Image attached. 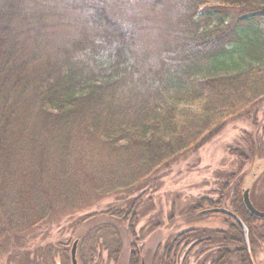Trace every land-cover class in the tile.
I'll return each mask as SVG.
<instances>
[{
    "label": "trees",
    "instance_id": "16d2710c",
    "mask_svg": "<svg viewBox=\"0 0 264 264\" xmlns=\"http://www.w3.org/2000/svg\"><path fill=\"white\" fill-rule=\"evenodd\" d=\"M27 1L0 0V257L7 255L11 264L41 225L60 222L75 208L115 193L124 194L123 205L103 213L126 223L128 264H140L135 210L151 176L184 152L197 151L229 120L248 119L251 107L258 111L263 104L264 29L259 22L264 0H214L215 6L211 0H187L177 42L149 77L141 71L147 61L138 52L136 35L107 17L104 6L121 0H88L95 38L85 40L77 59L53 67L39 64L37 36L30 43L21 36L30 15ZM229 69L235 71L226 73ZM193 103L197 110L187 108ZM253 119L256 124L257 116ZM247 141V151L230 150L243 164L252 162L264 143L252 134ZM231 179L230 204L224 208L245 224L247 238L233 226L239 249H218L211 264L232 253H239L238 264H255L248 245L261 219L243 205L244 179ZM205 201L218 204L202 198L191 212L207 214L200 212ZM95 214L80 215L76 223ZM259 227L264 230V224ZM196 232L166 242L162 264H176L181 241ZM220 233H215L219 241ZM201 235L204 242L212 241ZM88 239L94 236L78 241ZM120 250L121 243L115 251Z\"/></svg>",
    "mask_w": 264,
    "mask_h": 264
},
{
    "label": "rangeland",
    "instance_id": "374dc122",
    "mask_svg": "<svg viewBox=\"0 0 264 264\" xmlns=\"http://www.w3.org/2000/svg\"><path fill=\"white\" fill-rule=\"evenodd\" d=\"M186 2L121 0L108 2L104 6L108 18L136 35L138 52L147 61L141 63L143 77H149L151 69L157 70L165 53L174 48ZM218 4L214 0L209 2L212 6ZM27 9L30 15L22 25L24 33L21 36L25 43L26 40L30 43L37 36L42 46L39 64L53 67L64 59L75 60L81 56L85 40L95 38L88 21V0H28ZM232 17L233 13H230L229 18ZM259 24L264 29V19ZM233 71L235 69H229L226 73ZM187 108L197 110V105L189 104ZM257 109L258 106L251 107L246 117L248 119L229 120L219 133L197 151L184 152L168 169L151 176L135 210L136 239H139L142 254L140 264H162V246L175 235L188 230H196L199 236L204 233L212 241L204 242L206 237L193 236L196 233L183 238L179 247L181 257L176 264H211L218 249H239V235L234 227L240 225L233 218L218 213L198 215L199 211L191 212L190 207L202 198L218 201V204L212 206L205 201L203 210L213 206L229 207L230 191L234 185L230 178L240 176L244 179L241 193L248 189L252 204L264 211V143L257 150L254 160L246 164L241 163L238 156L230 151H247V134L264 141V133H261L264 100L260 110ZM253 115L257 116L256 124ZM240 165L242 167L239 169ZM124 198V194H110L90 207L75 208L73 215L64 216L60 222L54 220L41 225L34 236L18 250L19 255L11 264H71L70 249L73 241L90 235L94 239L77 242L78 264H128L130 237L127 225L103 213L110 208L122 206ZM91 212L96 214L89 221L76 223L80 215ZM259 219L262 221L255 223L253 244L250 240L248 247L249 250L254 248V253L250 251L254 263L264 264V230L259 227V224H264V218ZM96 225H102V228ZM218 231L222 232L221 241L215 234ZM120 243L121 250L116 252ZM236 254L239 253H232L220 264H238ZM20 258L23 260L20 261ZM0 264H9L7 255L0 257Z\"/></svg>",
    "mask_w": 264,
    "mask_h": 264
},
{
    "label": "water",
    "instance_id": "95a60500",
    "mask_svg": "<svg viewBox=\"0 0 264 264\" xmlns=\"http://www.w3.org/2000/svg\"><path fill=\"white\" fill-rule=\"evenodd\" d=\"M242 202L243 205L245 206L246 210L254 217L256 218H264V211H261L259 209H257L251 202L250 197H249V190L245 189L243 190L242 193ZM210 212H216V213H222L224 215H227L231 218H233L242 228L245 237L247 238V227L245 226V224L241 221V219L234 214L231 210L226 209L224 207H212V208H208V209H204L201 211V213H210ZM77 240H75L72 244V247L70 249V260H71V264H78V261L76 259V249H77ZM142 264H144L142 262Z\"/></svg>",
    "mask_w": 264,
    "mask_h": 264
}]
</instances>
